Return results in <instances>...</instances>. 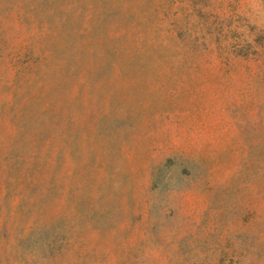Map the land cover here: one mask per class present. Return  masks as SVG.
Masks as SVG:
<instances>
[{
    "label": "rangeland",
    "instance_id": "rangeland-1",
    "mask_svg": "<svg viewBox=\"0 0 264 264\" xmlns=\"http://www.w3.org/2000/svg\"><path fill=\"white\" fill-rule=\"evenodd\" d=\"M0 264H264V0H0Z\"/></svg>",
    "mask_w": 264,
    "mask_h": 264
}]
</instances>
